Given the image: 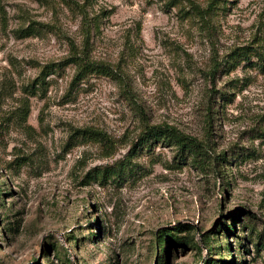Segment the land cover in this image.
Returning <instances> with one entry per match:
<instances>
[{
  "label": "rangeland",
  "instance_id": "obj_1",
  "mask_svg": "<svg viewBox=\"0 0 264 264\" xmlns=\"http://www.w3.org/2000/svg\"><path fill=\"white\" fill-rule=\"evenodd\" d=\"M261 57L264 0H0V264H264Z\"/></svg>",
  "mask_w": 264,
  "mask_h": 264
},
{
  "label": "trees",
  "instance_id": "obj_2",
  "mask_svg": "<svg viewBox=\"0 0 264 264\" xmlns=\"http://www.w3.org/2000/svg\"><path fill=\"white\" fill-rule=\"evenodd\" d=\"M234 56H235L233 58L234 63H238V61L247 59V53H243V52L240 54H234ZM68 61L77 65L79 68V72L76 77L77 80L85 79L91 72L101 71L100 66L97 63L91 61L89 58H86V57L76 56V57L71 58V60H68ZM261 62L262 63L259 65H261L262 70H264V58L263 57H261ZM58 65L60 68V66H62L63 64H58ZM56 68H58V66L55 67L51 65V66L45 67L43 71V75H46L47 72L50 73L51 71H56ZM44 83H45V80L43 79L41 86ZM141 140H142V144L144 143L143 145H147L151 141L168 142L170 144L176 145L179 148V150L183 152H186L187 151L186 149H188V151L190 152L192 151V148L196 147V142L194 140L185 136L184 134H182L175 128H172L169 126L152 127L148 132H146L143 135V137H141Z\"/></svg>",
  "mask_w": 264,
  "mask_h": 264
}]
</instances>
